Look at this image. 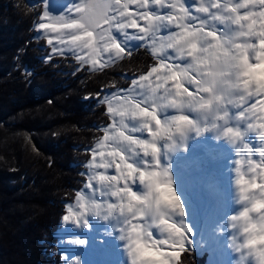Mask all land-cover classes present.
<instances>
[{
  "label": "snow or ice",
  "instance_id": "obj_1",
  "mask_svg": "<svg viewBox=\"0 0 264 264\" xmlns=\"http://www.w3.org/2000/svg\"><path fill=\"white\" fill-rule=\"evenodd\" d=\"M35 30H43L41 34H47L52 45L46 61L67 51L80 62L77 71L88 63L94 70L98 63L103 69L125 55L132 56L133 40L141 42V47L147 43L158 57V64L132 78L128 89L104 95L102 89L95 96L82 97L107 103L113 123L104 128L95 146L85 148L90 159L84 167L89 171L82 175H87L93 195L84 203L85 197L77 191L61 223L87 224L88 213L119 215L131 264H177L190 241L184 226L171 222L174 213L183 215L184 206L167 168L161 167L158 142L172 140L176 134L183 139L189 129L201 133L218 126H222L221 135L233 142L247 130L264 140V123L251 122L264 117L257 116L256 104L248 103L253 97H264V0H73L71 5L43 0ZM25 72L33 75L27 68ZM169 108L200 114L203 127L189 114L166 115ZM232 108L238 109L235 115ZM230 120L244 122L247 129L228 126ZM142 131L152 139L129 134ZM244 147L249 152L247 175L240 174L237 160L235 181L244 206L232 217L243 237L237 251L254 264H264V147L256 150L259 162L252 160L249 145ZM113 167L116 174H106ZM137 182L144 185L142 193L134 190ZM97 192L118 202L97 200ZM154 227L160 233L155 236L163 238H154ZM73 242L85 243L79 238ZM68 264H81L80 257Z\"/></svg>",
  "mask_w": 264,
  "mask_h": 264
},
{
  "label": "trees",
  "instance_id": "obj_2",
  "mask_svg": "<svg viewBox=\"0 0 264 264\" xmlns=\"http://www.w3.org/2000/svg\"><path fill=\"white\" fill-rule=\"evenodd\" d=\"M41 1L0 0V264H65L61 217L86 184L85 148L112 121L106 103L82 97L127 88L158 62L141 46L103 69L77 71L68 54L46 61L52 47L35 30ZM208 262L187 247L177 264Z\"/></svg>",
  "mask_w": 264,
  "mask_h": 264
},
{
  "label": "rangeland",
  "instance_id": "obj_3",
  "mask_svg": "<svg viewBox=\"0 0 264 264\" xmlns=\"http://www.w3.org/2000/svg\"><path fill=\"white\" fill-rule=\"evenodd\" d=\"M41 2L43 4V0ZM188 2L191 3V0H188ZM61 3L64 5H71L73 3V0H61ZM132 7L135 6L133 5ZM42 12L40 14V18ZM40 18L37 23L40 22ZM43 22L49 23L50 21L45 20ZM224 30L227 31V28H225ZM42 31L43 30H40L39 32L37 31V36L43 37L47 41L48 35L41 34ZM57 43L58 42L54 39L53 44L55 45ZM130 43L132 44L133 48H139L141 44V42L135 40L130 41ZM61 47L63 46L61 45ZM143 47L148 48L153 53L152 49L147 45V43H145ZM65 54L75 57V55L67 51L65 52ZM81 55H85V53H81ZM96 59L98 60V62H102L101 57L98 56L96 57ZM103 59H107V56L105 55ZM110 64L112 63H109L108 65ZM156 64H158V62ZM156 64H154V66ZM88 65L91 70H94L90 63H88ZM96 69H99V63ZM150 79L154 80L155 76L153 75V77H151ZM128 88L129 87L123 89ZM119 89L121 88H115V90L117 91ZM111 90L113 89L106 90L104 94H107V92ZM113 106L116 107L117 105L113 104ZM171 110L173 109H167L166 115ZM255 112H262V117H264V107L257 108ZM193 113L198 114L196 112ZM159 115L163 120L165 113L161 112L159 113ZM194 119L199 120V118ZM199 121L201 123V120ZM112 123L113 118L110 124L107 125V127H110ZM133 126L139 127V122H134ZM215 132L216 128H208L201 133H197L195 129H189L184 133L183 136L191 133H196L195 138L192 139L195 142L199 138L209 140L215 135ZM129 134L139 136L141 139H147L149 141L152 139L146 131L134 132ZM229 139L230 138L225 137V140ZM179 140L180 134H176L174 135L172 140L164 139L159 141L158 146H161L160 156L166 158L168 157L169 153H174L178 148L177 141ZM210 141L211 143H215L218 140L212 139ZM169 144H171V147L168 146ZM108 150L110 149H105V151ZM138 158L141 157L137 156L136 159ZM252 160L259 162L260 157L257 156L256 158H252ZM97 163H99V160H97ZM246 164H248V160ZM88 171L89 170H87L86 173ZM184 172L186 173L185 176L181 175ZM170 173V178L184 206L183 215L175 213L178 216L184 217L183 221L180 222L172 220L171 222H178L182 226H184L187 233V238L190 241V243L186 244L185 248L189 247L196 249L199 254L206 253L209 261L208 264H246L247 259L251 257L245 259L244 257H242L241 252L237 251V245L238 243L242 242L243 237L240 233L239 225L235 227L234 221L232 220V217L237 215L244 206V203L240 201L238 186L235 183L236 178L234 176H236L237 174L236 169L232 174L230 171H228L227 167L224 166L223 169L222 167H218L215 171L210 172L208 178L204 181L199 179V177L192 176L188 172V168L183 167L181 164H176L174 166V170L170 169ZM106 174H116L115 168L113 167L111 169H108ZM196 175L197 174L195 173V176ZM93 183L95 185V182ZM138 184L140 183L137 182L135 186H137ZM80 192L85 197L84 203H87V198L93 195V191L92 189H89L87 187V183L80 190ZM137 192L142 193L143 191ZM96 198L97 200H105L111 203H114L116 201L115 198H112L110 196L100 197L98 192L96 193ZM72 202L74 203V201ZM86 219L88 221L87 224H63L64 226L57 233L59 239L57 245L58 252L63 256V258L66 257V260H64L65 264H68V261L72 259L74 260L77 257H80L81 264H110L109 260L103 257L104 249L98 248L97 250H94L93 247L100 245L102 241L107 242L109 239L113 238L112 240L120 243L116 245L113 244V246L108 249V253L114 256H118L120 252L122 253L124 247H121L120 244L123 240H125L121 238L122 232L120 231L122 217H120L119 215H107L106 213H88ZM164 219H167V217H164ZM76 229L81 231H88L89 233H91L79 238L85 241L83 245L73 242V238H78L76 237V234L73 233ZM158 238L163 237L161 236ZM169 250L173 251L175 249Z\"/></svg>",
  "mask_w": 264,
  "mask_h": 264
},
{
  "label": "bare ground",
  "instance_id": "obj_4",
  "mask_svg": "<svg viewBox=\"0 0 264 264\" xmlns=\"http://www.w3.org/2000/svg\"><path fill=\"white\" fill-rule=\"evenodd\" d=\"M227 28V27H226ZM250 104H256V109L260 107H264V97L257 98L253 97ZM255 109V110H256ZM238 111L236 108L231 109V113L235 115V113ZM178 114H189L193 116L194 118H199L201 120V126L204 125V119L200 114H195L193 112H188L187 110L184 113H181L175 109L171 110L167 115H178ZM258 117H262V112L256 113ZM209 123H211V117L209 118ZM251 122L259 126L261 123H264V119H254ZM239 126L242 131L247 129V125L244 122H237L236 120H230L228 126ZM221 127L218 126L216 128L215 135L211 137V139L207 140L206 146H194L193 143H196L199 139H197L195 142L192 140L195 138L196 133H191L188 135L183 136V139L180 138L179 141H177V150H175L174 153H169L168 157L164 158L160 156V162L161 167L167 168L169 175L170 169L174 170V166L176 164H181L183 167L188 168V172L194 176L199 177L202 181L208 178L210 172L215 171L218 167H227L228 171H230L233 174V171L237 168L236 161H240V165L238 167L240 168V174L247 175V169L248 164L247 160L249 159V152L248 149L244 147V144H248L249 147L253 150L251 152V158H256L259 156V153L256 151L259 148L264 147V140H262L261 137L258 136V134L254 131L247 130L245 131V135L242 137L241 140H238L236 142H233L231 139L225 140L226 136L221 135ZM215 139L218 140L215 143H211L210 140ZM212 144H219V148L212 149L210 145ZM183 149V150H182ZM141 158L137 159V162H141ZM195 173L197 174L195 176ZM185 172L181 175L185 176ZM237 178L236 176H234ZM135 190L142 192L145 190L144 185L138 184L137 186L134 185ZM114 202V201H113ZM116 200L114 203H117ZM182 216H178L175 213L173 214L174 221H183ZM123 223V218H122ZM142 223V222H141ZM154 233V238H158L155 236V233L159 235V229L153 228L151 229ZM74 233L76 234V237H84L87 234H91L88 231H81V230H74ZM113 239V238H112ZM112 239H109L107 242H102L100 245H97L94 248V250H97L98 248H102L103 250V257L109 260L110 264H131L130 257L128 254V249L126 247L127 241L126 239L122 241L120 244L121 247L123 246L124 249L122 250V253L118 256H114L112 254L108 253V249L113 246V244H118L120 242L114 241ZM104 243L106 245H104ZM84 249V248H82ZM122 249V248H121ZM90 250V249H89ZM246 264H254V261L252 258L247 259Z\"/></svg>",
  "mask_w": 264,
  "mask_h": 264
},
{
  "label": "water",
  "instance_id": "obj_5",
  "mask_svg": "<svg viewBox=\"0 0 264 264\" xmlns=\"http://www.w3.org/2000/svg\"><path fill=\"white\" fill-rule=\"evenodd\" d=\"M30 3H31V5H33L35 2L34 1H31Z\"/></svg>",
  "mask_w": 264,
  "mask_h": 264
}]
</instances>
